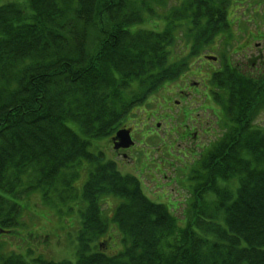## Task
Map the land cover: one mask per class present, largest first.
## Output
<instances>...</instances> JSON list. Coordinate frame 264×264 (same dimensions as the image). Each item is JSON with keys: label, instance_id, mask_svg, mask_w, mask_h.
<instances>
[{"label": "trees", "instance_id": "1", "mask_svg": "<svg viewBox=\"0 0 264 264\" xmlns=\"http://www.w3.org/2000/svg\"><path fill=\"white\" fill-rule=\"evenodd\" d=\"M243 3L184 0L154 32L138 28L146 0L0 8V236L18 235L32 194L51 207L56 195L77 202L73 184L80 170L88 174L74 259L30 258L0 243V264H264V129L253 124L264 71L248 77L229 59L259 37L245 26ZM205 50L222 52L206 89L226 130L192 166L181 220L93 148Z\"/></svg>", "mask_w": 264, "mask_h": 264}, {"label": "rangeland", "instance_id": "2", "mask_svg": "<svg viewBox=\"0 0 264 264\" xmlns=\"http://www.w3.org/2000/svg\"><path fill=\"white\" fill-rule=\"evenodd\" d=\"M24 1L25 0H0V8L4 5L21 7ZM262 1L260 7L257 8V13L253 14L251 10L249 11V16L253 17L254 20L257 18L259 21L255 24H253L252 21L250 24H245V26L250 27V31L254 34L255 31H259L261 35H264V0ZM170 3L171 2H168L167 5L169 6ZM26 12L27 11L25 10L23 12L25 16H27ZM29 13L32 14L30 10ZM235 14L236 17H239L237 11ZM159 20H163V18H160ZM142 27L148 30L162 29V26L156 27L152 22L144 23ZM257 43L258 41L256 44ZM260 43L261 47L258 48L252 41V45H248L246 49L241 50V52L235 56V60H244L247 62L248 59L245 57L246 55L248 58L260 56L264 58V39L260 41ZM205 53L220 57L222 55L221 50H213L212 52L206 51ZM238 65L244 66L242 64ZM200 66H203L201 70L204 74L205 72H208V69L211 67H218L219 63H213L210 60L208 61L204 59ZM192 79L194 81L199 80L197 77ZM201 87L202 86H200V88ZM170 97H172L171 93L157 95L156 99L150 98L148 103L133 111L135 115L134 118L136 119L134 125L140 121H144L140 122L137 130H135L136 142L138 141V144L135 150L129 153L130 156L128 159L118 156V158L115 159V162L118 166L122 167L123 171H121L123 173H131L136 178L139 177L141 179L143 188L146 190V194L150 198H162L161 200L159 198L157 199L169 203L171 211L177 217L182 219V215L187 208L186 206L190 198V193L185 184V180H183V178L180 180L182 177L181 172H186V174H189L190 172L189 165L184 163L187 168L186 171L185 167L183 168V165L181 164V160L187 158L185 147L194 150L195 154L200 153L203 147L220 140L224 133V129L222 126L218 125L219 123L216 115L213 116L212 110L209 109L212 108L213 105H207V103H204V98L200 93L199 95L198 93H192L185 99H180L176 96L174 99L170 100ZM157 99L161 100L158 105L156 102ZM175 100L181 101V104L176 105L174 103ZM155 105H157V109L163 111L167 109L166 113L170 114L169 118L171 119V122L168 123H171V127L169 130L166 131L164 129L165 123H167V114L164 115L163 118H158L157 115L162 114V112L159 111L158 113ZM190 105L192 106V111H198L199 113L197 112L196 116L190 117L189 119L178 117V115L184 112L186 107ZM204 108H206V110H203ZM143 111H146V113H143ZM156 112L158 114H155ZM149 117H151L150 120L148 119ZM156 122L160 124L159 128L156 125ZM253 124L260 128L264 127V109L255 117ZM168 125L166 126L167 129ZM144 127L146 131H144ZM186 129L188 135H185V138L183 139L184 141L180 142ZM148 131L153 132V134H146L145 132ZM141 133L144 136H142ZM174 142H180L179 145L182 149H176L173 146L175 145ZM171 149L172 153L170 152ZM103 152L108 153L110 157H112V154L114 153L113 148L109 146ZM169 152L170 155H168ZM196 159H198V157H196ZM188 160L189 159H184V161ZM135 166H137V169H135ZM173 167L176 168L173 169ZM172 174L174 175V179L180 176V182L174 181V179H172ZM81 179L84 184L88 177H82ZM80 190L79 186H77V189H75L74 192V195L78 198L77 202L67 199V201L62 200L63 202H66L63 204L59 196L56 195L55 199L58 205L55 207H49V204L42 200V196L36 197L33 196V194L30 198L22 201L27 205L22 212L21 225L16 228L18 235L12 236V234L8 233L1 234L0 236V243H5V251L8 252L11 250L16 253H22L26 256L31 252L33 254L36 253L35 255H43L47 259L56 261L74 259V238L81 226V218L79 214L81 210ZM102 204L105 211L109 212L110 210L111 212L116 202L113 201V199H109Z\"/></svg>", "mask_w": 264, "mask_h": 264}, {"label": "water", "instance_id": "3", "mask_svg": "<svg viewBox=\"0 0 264 264\" xmlns=\"http://www.w3.org/2000/svg\"><path fill=\"white\" fill-rule=\"evenodd\" d=\"M209 59H215L214 57H208ZM117 137L122 140L124 144H121L120 146L123 147H129L133 145V141L130 136V131L128 130H121L118 132Z\"/></svg>", "mask_w": 264, "mask_h": 264}, {"label": "flooded vegetation", "instance_id": "4", "mask_svg": "<svg viewBox=\"0 0 264 264\" xmlns=\"http://www.w3.org/2000/svg\"><path fill=\"white\" fill-rule=\"evenodd\" d=\"M263 58L262 56H260V59ZM181 94H184L186 96L190 95L191 93L190 92H186L184 90H181ZM132 151V148L130 149H119L117 151H115V155L116 156H123L124 158H126L128 156V152H131Z\"/></svg>", "mask_w": 264, "mask_h": 264}, {"label": "bare ground", "instance_id": "5", "mask_svg": "<svg viewBox=\"0 0 264 264\" xmlns=\"http://www.w3.org/2000/svg\"><path fill=\"white\" fill-rule=\"evenodd\" d=\"M100 142H103V144H112V145H115L116 144V139L114 136L112 135H109L107 137H104L100 140ZM98 144V143H97Z\"/></svg>", "mask_w": 264, "mask_h": 264}]
</instances>
